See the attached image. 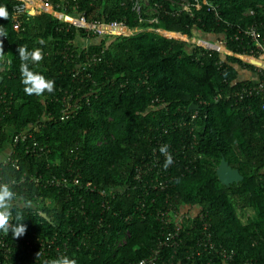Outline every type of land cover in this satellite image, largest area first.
<instances>
[{"label": "trees", "instance_id": "1", "mask_svg": "<svg viewBox=\"0 0 264 264\" xmlns=\"http://www.w3.org/2000/svg\"><path fill=\"white\" fill-rule=\"evenodd\" d=\"M45 1L67 15L142 30L91 37L82 46L83 29L68 28L41 10L18 14L14 26L17 1L0 0L9 12L8 20L0 18L7 34L0 62V147L15 134L31 136L0 164L1 180H14L10 187L18 196L13 216L23 214L32 243L15 249L5 264H44L60 256L77 264H137L156 249V264H264V91L241 100L235 95L261 79L238 54L253 48L241 30L264 21V0H199L189 11H178V0ZM249 9L253 14H246ZM152 17L157 21L150 23ZM260 32L264 37L262 25ZM179 36L220 40L232 54ZM22 45L42 48L43 61L30 67L55 82L53 93L23 91L17 52ZM93 55L98 60L90 63ZM68 96L72 112L61 119ZM191 104L196 108L189 109ZM32 139L36 153L29 150ZM162 145L174 161L167 169ZM153 151L161 168L152 166ZM222 157L242 180L220 183L215 170ZM139 167L141 179L135 177ZM62 174L78 175L96 189L28 182L34 175L43 180ZM154 177L165 188L153 189ZM169 206L192 216L177 223L174 247L159 245L176 225L171 214H160ZM204 221L215 247L232 251L230 259L211 249L197 253Z\"/></svg>", "mask_w": 264, "mask_h": 264}, {"label": "built area", "instance_id": "2", "mask_svg": "<svg viewBox=\"0 0 264 264\" xmlns=\"http://www.w3.org/2000/svg\"><path fill=\"white\" fill-rule=\"evenodd\" d=\"M17 1L14 4V19L13 23L14 26H17L19 24L18 20V14H26V15H32L36 10H41L43 12L50 13L55 16V18L59 19L60 21L67 24V27H76L81 28L85 31V39L91 38V37H103V38H118L123 36H129L132 35L138 31H141L142 28L139 27H129L126 24H124L122 21L117 20H110V21H104V20H87L84 16H73V15H67L65 13L59 12L57 10H54L52 5L49 2H46L45 0H15ZM177 5L179 6L178 11H189L190 6H197L199 3V0H193V3H190L188 0H178ZM203 3L208 4L207 1L203 0ZM144 4L147 5V2L144 1ZM133 8L136 10L138 14L141 13V4H139L138 1L134 3ZM152 11H155L154 9ZM247 15L253 14V10L249 9L246 13ZM139 21H142L141 15L139 16ZM151 22H156L157 18L152 17L148 20ZM260 25L264 26V21L260 23H251L245 26L241 31L244 37L249 39V42H251L253 48L250 50V54H238V57L242 59L244 62L253 64L255 67V70L258 71L261 74V79H258L253 85H248L245 87H242L241 91L235 93V95L241 100L243 97L251 96L253 93H258L264 91V37H262L260 32ZM164 36H168V32L163 33ZM182 40H188L191 43L200 44L205 48H209L215 51H222L225 53L232 54L230 51L224 50L223 46L221 45L222 42L220 40L215 41H208L204 39H197L195 37H185V36H179ZM0 40H4V37H0ZM103 52V50H102ZM98 58H96L94 55L91 58V62H96ZM78 72L73 73V75L77 74ZM63 109H62V116L61 119L64 117H67L72 112V104H71V98L63 97ZM71 108V109H70ZM196 113L191 115V118L196 117ZM194 129V127H193ZM31 137L29 133L21 132L18 134H15L11 137V144L14 145L19 141H24L25 139ZM36 147L37 142L32 139L31 146L29 147V150L31 153H36ZM153 161L152 166H157L158 168H161V159L156 155V152L153 151ZM163 158H166L165 155H163ZM147 164L146 168H149ZM159 171V170H158ZM141 173L142 168L139 167L136 169V178L141 179ZM21 181H24V178L21 179ZM28 182L36 183V184H42L43 186H54L59 188H68L72 186H78V187H84L90 191L95 190V186H92L90 182H82L78 175H73L71 177L67 175H52L48 178H44L42 180L41 176H31L28 180ZM0 183H5L0 178ZM6 183H14V180ZM150 183H153L152 188H165V184L162 181H159L158 178L154 177L150 180ZM100 195L103 197L106 196V191L104 189H101L98 191ZM114 195L113 191H110V194ZM106 201H108L106 199ZM160 214L169 216L172 215L176 225L173 228L172 231L168 232L164 239L159 242L160 246L169 245L171 247L177 246V243L179 242V226L177 223H182L183 219L188 215L187 213H183L181 211L176 210L173 208V206H169L168 209H166L164 212H161ZM202 216V215H201ZM192 217V216H191ZM207 221L203 222V235L204 238L201 239L200 243H198L199 246L202 247L201 249H198L197 253L200 254L201 251H205L207 249L214 250L215 253L220 254V256L223 259H230L232 256V251L227 252L224 248H216L214 243L211 241V234L207 232ZM30 238L23 235L20 238H17L14 241H10V238L8 237V234H5L4 232H0V264H5L8 260L11 259V255L14 253L15 249L20 248H31L32 243L30 242ZM40 246H42V249L39 251L40 254L45 253L44 250V244L40 242ZM159 249L154 250L147 258L142 259L137 264H156V259L159 256Z\"/></svg>", "mask_w": 264, "mask_h": 264}, {"label": "clouds", "instance_id": "3", "mask_svg": "<svg viewBox=\"0 0 264 264\" xmlns=\"http://www.w3.org/2000/svg\"><path fill=\"white\" fill-rule=\"evenodd\" d=\"M0 18L9 19V12L6 7L0 6ZM0 37L7 38L4 26L0 25ZM44 39L39 40L40 45H44ZM3 41L0 40V62L4 61ZM18 56L21 61L19 71L21 74V83L24 85L23 91L26 95L42 96L45 92L53 93L55 91V82L46 78L43 74L33 71L31 64H39L44 59L42 48L36 47L29 50L26 45L18 46ZM161 154L165 155L164 167L167 169L174 161L168 150V145H162L159 148ZM18 196L9 183H0V232L5 234L11 232L14 238H20L25 235L27 226L24 224V217L21 212L13 216V204ZM30 201H26L24 206H30ZM44 264H77V261L68 256H60L56 259L46 260Z\"/></svg>", "mask_w": 264, "mask_h": 264}, {"label": "water", "instance_id": "4", "mask_svg": "<svg viewBox=\"0 0 264 264\" xmlns=\"http://www.w3.org/2000/svg\"><path fill=\"white\" fill-rule=\"evenodd\" d=\"M195 108L196 106L193 104L189 106V109ZM215 172L220 183L226 186L232 183H237L243 178L237 169L229 166L224 157L221 158Z\"/></svg>", "mask_w": 264, "mask_h": 264}, {"label": "crops", "instance_id": "5", "mask_svg": "<svg viewBox=\"0 0 264 264\" xmlns=\"http://www.w3.org/2000/svg\"><path fill=\"white\" fill-rule=\"evenodd\" d=\"M7 131L10 134L13 131V128H8ZM12 151L13 145L9 140H6L0 147V164L6 162L9 159Z\"/></svg>", "mask_w": 264, "mask_h": 264}, {"label": "rangeland", "instance_id": "6", "mask_svg": "<svg viewBox=\"0 0 264 264\" xmlns=\"http://www.w3.org/2000/svg\"><path fill=\"white\" fill-rule=\"evenodd\" d=\"M90 42L89 38L88 39H80L79 40V43L82 45V46H86L88 45V43ZM47 205H52V203L50 201H47ZM246 218H243V221H245Z\"/></svg>", "mask_w": 264, "mask_h": 264}]
</instances>
